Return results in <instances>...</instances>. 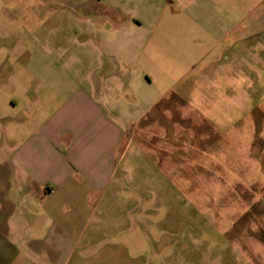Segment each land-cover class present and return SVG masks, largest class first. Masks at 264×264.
Instances as JSON below:
<instances>
[{
  "label": "rangeland",
  "instance_id": "374dc122",
  "mask_svg": "<svg viewBox=\"0 0 264 264\" xmlns=\"http://www.w3.org/2000/svg\"><path fill=\"white\" fill-rule=\"evenodd\" d=\"M125 12L145 38L167 37L136 55L157 102L122 95L139 115L83 264H264V0H0V104L13 87L56 86L52 74L80 79L69 44Z\"/></svg>",
  "mask_w": 264,
  "mask_h": 264
},
{
  "label": "crops",
  "instance_id": "0c3cea01",
  "mask_svg": "<svg viewBox=\"0 0 264 264\" xmlns=\"http://www.w3.org/2000/svg\"><path fill=\"white\" fill-rule=\"evenodd\" d=\"M125 13L127 21L111 16L112 23L100 33L83 30L70 41L77 51L69 56L68 73H80V79L63 84L73 74H52L47 78L53 77L56 86L13 87L19 101L9 96L0 104V264H83L89 259L91 238L98 232L89 228L91 215L109 188L122 185L115 177L116 163L127 127L139 115L122 95L138 86L146 109L157 102L150 101L148 73L135 69L136 55L140 47L150 50L167 39L163 29L153 40L145 38ZM176 13L178 21L186 15L187 23L196 25V14ZM140 58L145 68L148 49Z\"/></svg>",
  "mask_w": 264,
  "mask_h": 264
}]
</instances>
